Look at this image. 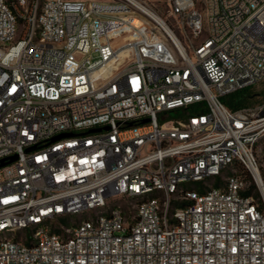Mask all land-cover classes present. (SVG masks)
<instances>
[{"label": "built area", "instance_id": "built-area-1", "mask_svg": "<svg viewBox=\"0 0 264 264\" xmlns=\"http://www.w3.org/2000/svg\"><path fill=\"white\" fill-rule=\"evenodd\" d=\"M151 3L0 0V264H264V0Z\"/></svg>", "mask_w": 264, "mask_h": 264}, {"label": "rangeland", "instance_id": "rangeland-1", "mask_svg": "<svg viewBox=\"0 0 264 264\" xmlns=\"http://www.w3.org/2000/svg\"><path fill=\"white\" fill-rule=\"evenodd\" d=\"M152 1H153V3H151V4L159 12V14L162 15L163 17H166L167 16V10H168V3H166V0H152ZM251 93L253 94L252 100L246 106H256V105L262 103L264 101V80L254 84L252 86ZM171 115L175 116V112H172ZM258 146L261 148H264V137L258 143ZM239 171L242 174H245V171L242 168L239 169ZM227 173H228V171H225L221 174V176L209 177V178L205 179L204 182H207L208 184H214V185L219 184V182H221L224 179V177L226 176ZM202 183H203V181L202 182H189L186 184V186L196 187L199 189L200 185ZM118 201H120V200L114 199L111 201V203L113 204V203H116ZM96 212H97V209H95V210L93 209V210L84 211L83 213H80V214L70 215V216L65 218V221L91 217ZM23 232H24V230L19 231L18 233H23ZM18 233H15V234H18Z\"/></svg>", "mask_w": 264, "mask_h": 264}, {"label": "trees", "instance_id": "trees-1", "mask_svg": "<svg viewBox=\"0 0 264 264\" xmlns=\"http://www.w3.org/2000/svg\"><path fill=\"white\" fill-rule=\"evenodd\" d=\"M252 86L239 89L226 95L225 97H223L224 102L231 109H238L248 105L253 97V94L251 93ZM251 190L252 186L249 190L243 191V194L249 195Z\"/></svg>", "mask_w": 264, "mask_h": 264}, {"label": "bare ground", "instance_id": "bare-ground-1", "mask_svg": "<svg viewBox=\"0 0 264 264\" xmlns=\"http://www.w3.org/2000/svg\"><path fill=\"white\" fill-rule=\"evenodd\" d=\"M149 12L153 13L159 20H161V22H164V20L156 13H154L152 10H149ZM166 26V23H165Z\"/></svg>", "mask_w": 264, "mask_h": 264}, {"label": "water", "instance_id": "water-1", "mask_svg": "<svg viewBox=\"0 0 264 264\" xmlns=\"http://www.w3.org/2000/svg\"><path fill=\"white\" fill-rule=\"evenodd\" d=\"M14 158H15V156L11 157V159H14ZM1 164H2V162H1Z\"/></svg>", "mask_w": 264, "mask_h": 264}]
</instances>
